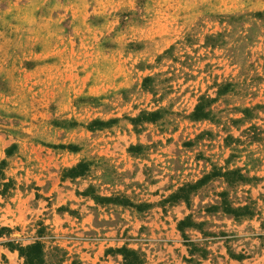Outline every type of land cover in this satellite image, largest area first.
Masks as SVG:
<instances>
[{
  "label": "rangeland",
  "instance_id": "374dc122",
  "mask_svg": "<svg viewBox=\"0 0 264 264\" xmlns=\"http://www.w3.org/2000/svg\"><path fill=\"white\" fill-rule=\"evenodd\" d=\"M37 243L264 264V0H0V264Z\"/></svg>",
  "mask_w": 264,
  "mask_h": 264
},
{
  "label": "trees",
  "instance_id": "16d2710c",
  "mask_svg": "<svg viewBox=\"0 0 264 264\" xmlns=\"http://www.w3.org/2000/svg\"><path fill=\"white\" fill-rule=\"evenodd\" d=\"M20 252L26 258V264H42V246L40 243H37L28 248H21ZM125 253H133L131 251L125 250ZM140 262L136 260H130L126 258V264H139Z\"/></svg>",
  "mask_w": 264,
  "mask_h": 264
}]
</instances>
